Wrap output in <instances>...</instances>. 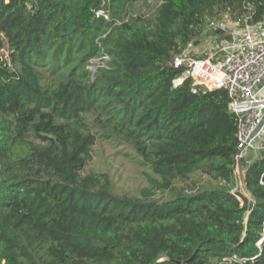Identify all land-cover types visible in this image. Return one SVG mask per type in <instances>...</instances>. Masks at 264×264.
Segmentation results:
<instances>
[{
    "label": "trees",
    "instance_id": "trees-1",
    "mask_svg": "<svg viewBox=\"0 0 264 264\" xmlns=\"http://www.w3.org/2000/svg\"><path fill=\"white\" fill-rule=\"evenodd\" d=\"M148 1L0 0V264H264V135L233 191L227 92L171 64L264 0ZM100 143L149 186L87 169Z\"/></svg>",
    "mask_w": 264,
    "mask_h": 264
},
{
    "label": "built area",
    "instance_id": "built-area-1",
    "mask_svg": "<svg viewBox=\"0 0 264 264\" xmlns=\"http://www.w3.org/2000/svg\"><path fill=\"white\" fill-rule=\"evenodd\" d=\"M225 15L209 19L208 26L214 31L227 28L230 37L213 41L205 55H191L187 49L175 55L171 64L180 73L172 85L186 81L193 92L197 87L204 91L226 90L236 118L235 159L238 161L246 149L262 147L264 124L254 137L250 135L264 117V19L227 23Z\"/></svg>",
    "mask_w": 264,
    "mask_h": 264
},
{
    "label": "rangeland",
    "instance_id": "rangeland-1",
    "mask_svg": "<svg viewBox=\"0 0 264 264\" xmlns=\"http://www.w3.org/2000/svg\"><path fill=\"white\" fill-rule=\"evenodd\" d=\"M148 2L147 6L138 5L136 8H140L144 13H149L154 6V0H149ZM223 18L227 23L233 21L228 15H225ZM227 37V28L221 31H214L209 28L207 34L201 36L197 43H193L187 48V52L196 56L205 55L213 41L226 39ZM4 54L6 53L4 52ZM89 67H93V64L89 65ZM87 169L108 172L112 178L114 187L119 191L137 194L142 187L149 186V182H146L145 176L142 173L143 168L139 167L129 155H122V152H118L110 144L100 143L95 146L92 159L89 161ZM199 177L196 176L197 180H199ZM243 185V173L240 168L239 159L234 170V186L235 189L243 191L248 195L244 191Z\"/></svg>",
    "mask_w": 264,
    "mask_h": 264
},
{
    "label": "water",
    "instance_id": "water-1",
    "mask_svg": "<svg viewBox=\"0 0 264 264\" xmlns=\"http://www.w3.org/2000/svg\"><path fill=\"white\" fill-rule=\"evenodd\" d=\"M264 124V117L260 120V122L256 125V127L254 128V130L252 131L250 137H254L257 132L259 131V129L262 127V125ZM176 264H184L181 261H177V260H173Z\"/></svg>",
    "mask_w": 264,
    "mask_h": 264
},
{
    "label": "crops",
    "instance_id": "crops-1",
    "mask_svg": "<svg viewBox=\"0 0 264 264\" xmlns=\"http://www.w3.org/2000/svg\"><path fill=\"white\" fill-rule=\"evenodd\" d=\"M229 37H230V35L228 34V37L227 38H229ZM263 95H264V92H263ZM254 153H255V150L249 148V149H246L245 150L244 156L247 157V158H250V157H253L255 155Z\"/></svg>",
    "mask_w": 264,
    "mask_h": 264
}]
</instances>
